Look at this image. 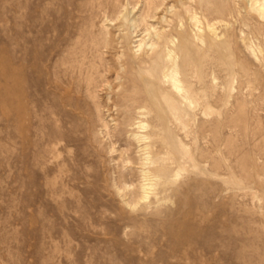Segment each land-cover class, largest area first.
Here are the masks:
<instances>
[{
  "label": "rangeland",
  "instance_id": "obj_1",
  "mask_svg": "<svg viewBox=\"0 0 264 264\" xmlns=\"http://www.w3.org/2000/svg\"><path fill=\"white\" fill-rule=\"evenodd\" d=\"M214 1L229 13L210 23L217 38L204 29L206 43L196 44L193 56L213 67L225 55V43L215 48L207 39L226 40L257 83L264 70L244 50L242 38L264 55V14L255 10L264 0ZM77 3L84 5L82 0H0V260L264 264V170L249 171L257 184L237 182L242 163L226 160L232 154L227 108L216 109L221 115L215 125L210 114L188 124L194 131L189 137L179 133L199 163L198 171H182L179 193L158 195V202L150 196L135 208L127 204L124 189L139 188L142 175L139 166L127 169L131 165L120 156L132 139L118 133L122 117L114 106L119 99L113 87L120 83L116 74L100 72L89 90L82 87L66 96L72 89L69 49H76L87 33L100 37L107 28L117 34V21L80 10ZM124 5L118 6L120 15L139 18L142 3ZM155 15L150 22L169 30L172 12L162 7ZM177 30L196 31L191 26ZM118 51L120 46L103 50L102 56L112 65ZM216 74L221 81L224 72ZM104 78L112 84L109 90L100 82ZM121 175L131 181L121 185Z\"/></svg>",
  "mask_w": 264,
  "mask_h": 264
},
{
  "label": "bare ground",
  "instance_id": "obj_2",
  "mask_svg": "<svg viewBox=\"0 0 264 264\" xmlns=\"http://www.w3.org/2000/svg\"><path fill=\"white\" fill-rule=\"evenodd\" d=\"M82 1L84 5L76 4L80 10L90 11L96 16L108 15L117 21L118 33L104 28L100 31V37L83 34L84 39L77 41L80 43L78 47L69 49L72 58L67 70L71 75L72 89L66 90V96L82 87L89 90L97 84L96 76L100 72L116 74L115 78L120 83L113 86L119 96L114 106L119 107V116L122 117V127L118 133L131 138L133 146L129 145L128 149L124 147L120 156L123 162L131 165L127 169L133 170L139 166L142 175V183L136 190L122 187L123 195L130 198L127 202L130 208H135L150 196L158 202L161 200L158 195L179 193L176 182L181 178L182 171L199 170L195 152L182 142L179 133L184 132L189 137L194 131L188 129V124L198 117L204 116L207 120L210 114L211 124L215 125L216 118L221 115V111L216 110L218 108L229 111L232 154L226 160L242 163L240 167L243 170L237 182L257 184L249 171L264 170V126L259 127V123L264 122V72L256 83L257 78H250V69L244 61L239 60L235 47H231L226 40L213 38H217V34L209 28L210 23L228 15L229 10L214 0ZM128 1L134 7L142 3L138 19L131 20L124 13L120 15L118 6L124 2L126 8ZM162 7L173 15V20L167 24L169 30H160L150 22ZM255 10L264 14L263 5ZM185 26H191L196 31L189 35L185 30H177ZM205 28L213 36L207 39L210 46L214 44L217 48V43H225V55L219 57L213 67L206 60L193 56L196 44L206 43ZM139 32L140 38L134 46L133 37ZM231 43L235 44L236 41L232 39ZM242 43L244 50L253 54L264 70L261 50L249 44L245 37ZM119 46L121 51L110 65L102 56L103 50H117ZM214 66H217V71L224 72L221 81H218ZM99 67H103L101 71ZM100 82L105 83L108 90L112 87L106 78ZM77 83L80 86L76 88L74 85ZM93 107L99 112L97 103ZM172 127L176 128L177 134ZM110 144H113L112 141ZM249 176L253 177L252 181ZM119 179L123 186L131 181L124 176ZM2 241L0 251L4 248ZM0 264H3L1 260Z\"/></svg>",
  "mask_w": 264,
  "mask_h": 264
}]
</instances>
